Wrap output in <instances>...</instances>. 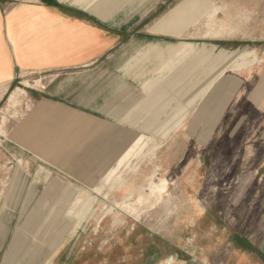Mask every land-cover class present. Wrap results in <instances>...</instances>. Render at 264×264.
<instances>
[{
    "label": "rangeland",
    "instance_id": "obj_1",
    "mask_svg": "<svg viewBox=\"0 0 264 264\" xmlns=\"http://www.w3.org/2000/svg\"><path fill=\"white\" fill-rule=\"evenodd\" d=\"M133 1L145 10L155 4V21L170 18L183 23L186 31L179 39L157 38L173 44L187 43V61L191 56L195 59L178 67L143 99L122 122L125 125L110 126L117 132V140L119 134L126 138L122 149L138 134L143 141L157 130L174 125L180 111L175 109L177 104L187 101L186 97L179 100L187 84L199 81L204 89L209 86L204 81L218 71L200 75L208 59L204 52L214 55L244 50L254 52L260 60L264 57V0H94V4L118 9ZM214 3L228 4L225 12L232 22V35L205 38V19L194 26L189 22L187 13L193 8ZM218 17L224 18L222 13ZM263 70L264 62L241 72L226 71L177 132L163 143L156 159L141 167L145 176L154 166H160L152 182L158 185L161 177L168 181V193L161 205L142 208L138 221L123 210H107L112 187L119 176L127 177L125 165L132 162L130 155L110 185L96 196L86 219L72 227L65 211L77 208L88 189L101 185L115 159L62 156L49 160L17 146L43 151L50 149L46 142L51 139H76L86 133L108 132L109 128L76 118L64 120L59 114L53 116L54 122H47L44 110H34L33 99L44 82L41 87L25 89L46 76L18 77L0 96V264H166L174 258L173 264H243L249 243L256 245L264 237V113L257 110L264 100L255 88L259 82L256 77ZM22 81L30 84L25 86ZM17 89H24L26 96L20 105L8 107L9 95ZM163 105L166 109L159 115ZM155 110L156 114L150 116ZM60 120L66 125L64 130L58 126ZM146 122L151 126L139 129ZM66 170L85 180L66 177L62 174ZM136 174L128 182H140ZM53 176L58 181L51 182ZM65 185L74 190L61 197ZM127 195L125 190L112 193L117 201ZM56 216L69 231L59 240L56 234L59 242L46 254L45 243L52 236ZM253 255L264 264V251Z\"/></svg>",
    "mask_w": 264,
    "mask_h": 264
},
{
    "label": "crops",
    "instance_id": "obj_2",
    "mask_svg": "<svg viewBox=\"0 0 264 264\" xmlns=\"http://www.w3.org/2000/svg\"><path fill=\"white\" fill-rule=\"evenodd\" d=\"M94 3L0 0V96L22 75H44L25 89L44 82L33 99L34 110H44L47 122H54L53 116L59 114L64 120L76 118L110 129L125 125L122 122L141 101L186 63L187 43L157 38L179 39L185 25L170 18L155 21V4L145 10L138 1L118 9ZM256 78L254 90L264 100V70ZM257 110L264 113V101ZM58 122L64 130L66 125ZM116 134L92 132L76 139H51L46 142L50 149L43 151L16 146L49 160L62 156L99 160L116 156L110 147L121 138L119 134L117 140ZM249 244L243 264H262L253 254L264 251V237L256 245Z\"/></svg>",
    "mask_w": 264,
    "mask_h": 264
},
{
    "label": "bare ground",
    "instance_id": "obj_3",
    "mask_svg": "<svg viewBox=\"0 0 264 264\" xmlns=\"http://www.w3.org/2000/svg\"><path fill=\"white\" fill-rule=\"evenodd\" d=\"M227 7L228 4H223L222 6H218L214 3L207 8H201V7L195 9L193 8L189 13H187L189 14L187 15V18L189 22L192 23L193 26L197 24L202 18L205 19V25L208 28L207 32L204 34L205 38L219 39L224 36H230L233 34L234 30L230 27V24L232 22H230L229 16L227 12H225ZM221 13L224 17L223 19H219L218 17V15ZM204 54L208 56V59L205 62V65L201 66L200 75H204L205 73L213 69H217L218 71L215 74V76L204 81L210 83L209 86L206 89H204V87L199 86V81H196L194 83L187 84L182 89L181 95L179 96V100L182 101L186 97L187 101L184 102L183 105L177 104V107L175 109L176 110L180 109V111L175 119L174 125L163 128L164 125L162 124L163 126L161 128H163V130L161 132H158L160 130L159 129L152 136L146 137L145 140L143 141L140 135L138 134L136 137L130 140L127 146L123 148L120 152L118 151L119 147H121L120 145L124 141H126V138L123 137V135H120L121 138L119 142H112L110 144L113 154H116V156L113 155L112 157L113 159H115L114 163L111 166H109L105 171V179L99 187L97 188L91 187L92 189H88L86 196L83 199H81L79 205L77 204L78 205L77 208L73 210L65 211L64 215L66 217H69L71 220L70 227H72L73 225H78L83 219H86V216H88L89 214V213L87 214L88 209L90 208L91 204L94 202L96 196L98 197L100 193L110 185L111 179L118 170L119 166L130 155H132L131 157L132 162H130L128 165H125V168L128 170L127 177L123 178L122 176H119V178L117 179V185H114L112 187L113 188L112 193L119 191L121 192L122 190H125L128 192V195L122 198L121 201H117L112 197V193H111L107 198L110 199L111 201L110 208L107 210H112V209H116V210L119 209V211L123 210V212L133 217V220L138 221L141 218L142 208L148 206V208L152 209L158 205H161L162 202H164V198L166 194L168 193V186H169L168 181L165 178L161 177L158 185L152 182L154 174L160 172V166L158 167L154 166L151 172L145 176H143L141 172V167L145 164L147 165L151 163L153 160L156 159V154L159 151V149H161L163 143L167 139H169L171 135L177 132V130L183 125L184 120L189 116L190 111L195 107V105L197 106V104L209 94V92L213 89L216 82L226 73V71L229 70V71L241 72L243 70L251 68L255 64H261L264 62V57L263 59L260 60L254 52L251 51L247 52L244 50L233 51L230 53H218L214 55H211L208 52H204ZM194 59L195 57L191 56L186 62V65L194 63ZM186 65H183L182 67ZM29 84L30 83H25L24 85L27 86ZM25 96H26V91L24 89L15 90L13 93L9 95V98L7 100V106L15 107L17 105H20L24 100ZM165 103H166L165 105H168V101H166ZM165 105L161 106L162 110L159 113V115L162 114L163 111L166 109ZM156 112L157 111L155 110L150 116L155 115ZM150 126H151V122H146L144 126L138 128L147 130ZM105 133L116 134L117 132H112V130L109 129L108 132ZM157 134H158L157 137L158 139L154 138V135ZM141 141L142 144L139 145ZM136 172H137L136 178L140 180V182L138 183L135 181L133 183L128 182V178L133 176ZM62 174L69 178L74 177L76 180L79 181L85 180V178L82 176L80 177L77 175V177H75L72 171L70 170L63 171ZM50 181L56 182L58 181V178L56 176H53V178H51ZM72 190H74V187L65 185L64 187H62L60 191L61 197L63 194L68 193ZM110 197H112V199ZM55 211L56 210H54L53 213L51 214L50 216L51 218L55 216ZM54 219H56L57 221L56 224H52L54 225L52 236L45 243V245L47 246V247L45 246L46 254L49 252V249L53 246L55 247L59 242L58 240L63 239L65 234L69 231L68 227H66L65 225L63 226L61 224V217L56 216ZM49 226L50 223L45 225V228L43 229L47 230V227ZM39 229L40 227L38 228V231ZM38 231L36 233H38ZM56 234L59 235L57 241L55 240ZM174 259L167 260L166 264H173Z\"/></svg>",
    "mask_w": 264,
    "mask_h": 264
}]
</instances>
